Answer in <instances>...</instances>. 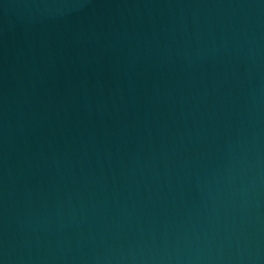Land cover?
<instances>
[{"label": "water", "instance_id": "95a60500", "mask_svg": "<svg viewBox=\"0 0 264 264\" xmlns=\"http://www.w3.org/2000/svg\"><path fill=\"white\" fill-rule=\"evenodd\" d=\"M0 264H264V0H0Z\"/></svg>", "mask_w": 264, "mask_h": 264}]
</instances>
